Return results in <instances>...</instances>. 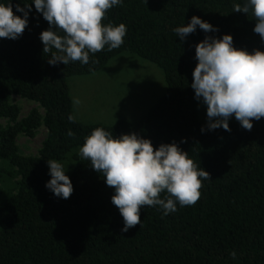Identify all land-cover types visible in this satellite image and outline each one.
<instances>
[{
    "label": "trees",
    "instance_id": "16d2710c",
    "mask_svg": "<svg viewBox=\"0 0 264 264\" xmlns=\"http://www.w3.org/2000/svg\"><path fill=\"white\" fill-rule=\"evenodd\" d=\"M247 0H122L108 9L103 23H123V44L111 51L89 53V62L49 64L40 33L50 28L34 0H0L26 11L27 25L16 39L0 38V158L18 177L15 191L0 199V264H264V117L244 129L236 119L209 129L197 117L198 99L191 87L197 64L195 45L205 36H232L233 47L264 51V40L254 32L251 8L233 11ZM210 23L214 32L196 27L183 40L175 28L192 16ZM57 34L64 35L59 29ZM52 49V52H55ZM133 53L160 68L166 88L135 122L82 123L73 115L68 77L92 73L109 59ZM31 100L33 108L18 119L11 95ZM71 117V119H70ZM44 126L46 135L36 155H22L18 134L33 136ZM118 138L135 133L154 148L175 143L210 174L202 180L195 204L164 214L159 205L140 210V224L124 227L112 203L115 189L85 160L80 148L95 128ZM203 129V131H202ZM71 132V135H69ZM71 156L74 165L65 173L73 191L68 199L46 187L48 160ZM166 190L160 194L164 199ZM235 252L233 259L230 253Z\"/></svg>",
    "mask_w": 264,
    "mask_h": 264
},
{
    "label": "clouds",
    "instance_id": "9594fccd",
    "mask_svg": "<svg viewBox=\"0 0 264 264\" xmlns=\"http://www.w3.org/2000/svg\"><path fill=\"white\" fill-rule=\"evenodd\" d=\"M121 2L34 0L36 10L50 26L40 33L43 52L52 53L49 64L67 65L70 61L87 64L89 53L100 52L105 45L109 51L119 48L124 42L126 26L123 23L105 25L103 20L107 10ZM16 7L23 12V17L13 12L10 3H0V38L16 39L23 34L31 9L27 4V11L19 4ZM250 8L256 20L253 30L264 40V0H247L243 6L234 5L233 11L247 14ZM197 26L206 33L217 30L194 15L187 25L174 31L183 40ZM195 57L198 62L191 87L195 97L202 98L207 105L208 128L223 127L230 131L228 119L234 115L250 131L252 121L264 117V51L256 49L250 53L237 49L233 47L232 36L224 34L219 39L205 36L195 45ZM80 153L105 177L106 185L115 189L111 200L123 218V232L140 224V210L144 206L159 205L166 215L177 210V202L181 206L195 204L203 186L201 178L210 179V174L201 168L198 170L188 153L175 143H162L154 148L149 139L135 133L116 138L103 128H95L85 138ZM47 163L51 178L46 187L57 197L68 199L73 187L65 175V167L55 160ZM165 190L168 196L162 199L160 194ZM230 255L236 258L235 252Z\"/></svg>",
    "mask_w": 264,
    "mask_h": 264
},
{
    "label": "rangeland",
    "instance_id": "374dc122",
    "mask_svg": "<svg viewBox=\"0 0 264 264\" xmlns=\"http://www.w3.org/2000/svg\"><path fill=\"white\" fill-rule=\"evenodd\" d=\"M67 81L73 115L86 124L110 125L117 120L135 122L159 99L166 88L162 70L130 52L112 57L97 71L72 75ZM9 102L18 107V119L27 116L33 108L43 112L37 103L15 94L10 96ZM197 117L209 123L207 105L202 98L198 99ZM234 119L233 115L228 122ZM9 123L7 118H0V125ZM45 135L44 126H40L33 136L18 134L16 145L19 152L22 155H36ZM60 163L65 167V173H69L74 160L69 155ZM10 170L8 163L0 158V199L17 187L18 177L9 174Z\"/></svg>",
    "mask_w": 264,
    "mask_h": 264
}]
</instances>
